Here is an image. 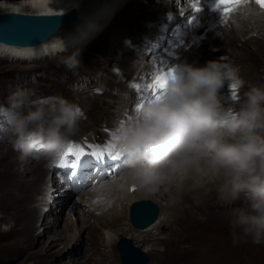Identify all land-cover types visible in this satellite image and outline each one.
Instances as JSON below:
<instances>
[{
	"label": "clouds",
	"instance_id": "9594fccd",
	"mask_svg": "<svg viewBox=\"0 0 264 264\" xmlns=\"http://www.w3.org/2000/svg\"><path fill=\"white\" fill-rule=\"evenodd\" d=\"M78 57V51L65 56L63 66L75 72L81 66ZM172 69L157 95L138 101L142 106L130 114L125 110L113 122L111 144L124 165L120 187L146 197L167 194L173 204L193 188L214 191L233 244L248 239L261 244L264 84L250 85L239 99L231 94L226 104L225 85L244 84L233 64L179 62ZM84 118L82 109L62 95L41 98L33 89L17 88L7 107L0 106V138L21 165L32 159L55 162ZM193 179L197 183L190 185Z\"/></svg>",
	"mask_w": 264,
	"mask_h": 264
},
{
	"label": "rangeland",
	"instance_id": "374dc122",
	"mask_svg": "<svg viewBox=\"0 0 264 264\" xmlns=\"http://www.w3.org/2000/svg\"><path fill=\"white\" fill-rule=\"evenodd\" d=\"M144 1L149 2V0L139 1L137 5L132 7L131 11L117 13L112 22L104 29L98 31L92 37L91 41H87L69 53L56 57L54 56L52 59L35 60L28 63L16 61L6 62L0 59V106L7 105V97L9 95L7 94L8 87L13 84V82H18V78H23L22 76L27 74L30 77L34 76L36 82L32 81L31 84H25L22 88L33 89L35 93L46 91L44 95L39 94L36 95L37 97L42 98L52 95H62L71 102L75 104L79 103L85 108L88 119L85 122H80L77 133L88 132L90 129L97 130L102 116L113 119L109 110L111 109L115 114L118 108L123 107L124 103L121 98L112 96L109 91L95 98L84 97L80 94L66 96L64 89L58 86V83L50 82L47 78H44L43 73L44 71H52L54 69L55 71L58 70L65 74H83L93 78L97 76V74H100L102 70L105 75H102V77L100 75V84L103 83L108 89H113L112 85L114 83L111 77L108 76L110 75V70H108L106 66L108 65V67H110L111 63L120 62L119 60L126 63L128 59L127 55L120 54V49L118 47L121 48V45L117 44L120 40H113H116L115 38L120 37L121 34L126 35V32L129 31L130 24L140 23L139 25H141L144 14L151 12V8L144 10ZM227 28L230 29V25H227ZM215 33H217V31ZM218 37L221 38L222 41H226L230 38L229 33H219ZM238 39L237 41V38H230L227 44L222 43L218 46L217 48L219 50L214 53L210 52V48L205 45L199 48L200 52L198 55L190 54L188 58H191L194 64L198 66L203 65L209 60H219L221 57L225 63L233 64L239 69V75L244 81L242 90L244 94L250 85L264 84V53L261 52L262 49H260V45L259 47L255 45H252L255 47L243 45V38L239 37ZM107 43L112 47L108 46ZM74 51L79 52L78 58L81 61V66L75 72L69 71L62 64L63 58ZM205 52L209 53L210 57H208ZM242 55L244 57H242ZM106 76L110 79L104 81L103 78ZM109 104H112L114 107L108 108L107 106ZM93 122H95V125H91ZM0 147V232H9L16 223L23 221L22 217L19 216L22 209L25 211L31 210V212L35 211L32 220L33 228L36 230L35 234L33 233V235L30 234L29 236L30 239L34 240L32 244L29 240H19L20 237L17 233L9 235L0 233V264H64L70 260H79L87 264H108L109 257L114 255V253L116 254L115 247L106 249L110 255L107 254L106 256L100 253L103 251L102 249H104L103 244H99L101 242V230L97 228L95 231H92L94 224L93 217L87 214H84V217L89 219L90 222L88 221L86 227L79 231L78 235L74 238L75 240L68 243L67 248L64 247L66 241L62 239L57 241V246L51 249L47 255H45V253L43 254L42 248L52 241L50 238L53 236L52 232L54 229L49 234L44 233L45 226L42 225L44 220L42 217L40 226V215L37 216L39 207L37 209L35 206L36 204H40L36 202V196L41 193V189L44 186L45 177L48 173L47 166L43 168L44 172L42 177H40V179H42L41 182L34 184L32 180L31 182L22 184L20 180L23 178L30 179V174L24 173V165L15 163L14 158L17 157V153L14 152L3 139H0ZM7 149L11 150L13 157L6 155L5 158H2ZM32 161L33 164L38 161L45 162V160L35 159H32ZM49 163V161H46L47 165ZM11 170H13V173H9ZM52 186L56 188L57 181L53 182ZM66 196H68L66 201L64 202L63 200L51 212L50 216L48 215L51 221L56 222L57 226H55V230H63L66 214L72 213L76 208L73 206L75 203L73 194L71 196ZM189 197L188 195V200L185 197L184 199L186 200L181 201L182 209L175 213L176 225H174L175 227L173 228L175 232L173 231L170 233L167 230H164L165 232L159 230L158 234L154 235L162 237V239L155 242L156 246L151 247L159 249V251H157L159 252L158 254L154 255L150 253V255H148L151 259V264H264V242L257 245L253 244L251 240L248 239L249 242H242L243 246L240 245V243L234 245L231 235L232 230L224 221L223 212L220 211L218 215V209H214L212 204L204 200L199 194H192L191 198ZM213 211H216V216ZM13 221H15V224ZM76 225H81L79 220H77ZM72 227L73 226L69 224L66 231L63 230V237H66V235L72 231ZM212 232L217 233L220 239L213 247L197 248V246H195L193 240H199L200 235H208ZM38 233L39 235H37ZM130 236H132V234H130ZM121 237L127 238L120 235L118 241ZM162 249H166V251H160ZM114 264H116V262Z\"/></svg>",
	"mask_w": 264,
	"mask_h": 264
},
{
	"label": "bare ground",
	"instance_id": "6f19581e",
	"mask_svg": "<svg viewBox=\"0 0 264 264\" xmlns=\"http://www.w3.org/2000/svg\"><path fill=\"white\" fill-rule=\"evenodd\" d=\"M139 1L142 0H0V14L16 13L23 15L32 14L40 16H51L62 15L68 13L71 10H73L76 14V18L70 26L57 29L56 33L53 34L51 38L43 44L33 46L32 48H20L17 46H5L3 44H0V59L10 60V62L16 61L28 63L35 60L40 61L52 59V56L54 55L56 57L65 53H69L73 49L78 48L87 41H91L92 37L98 31L104 29L112 22L117 13H121L122 11H131L132 7L134 5H137ZM151 1L152 0H149V2ZM149 8L150 6H145L144 10H148ZM172 8L174 10V5L172 6ZM167 10L168 7H164L161 15L157 14L159 16H155L153 18L147 17V20L153 21L155 19H158L159 17L166 15L165 13ZM176 12L178 11L176 10ZM148 15L152 16V14L150 13H148ZM139 24L140 23H138L137 25L139 26ZM227 25H230V29L227 28ZM140 31L142 33V30ZM219 33H229V37L232 39L237 38V41L239 40V37H242L243 45H255L258 47L260 45V49H262L261 52L264 53V13L257 12L255 8H253V6L250 4L239 7L237 13L225 24L224 29L218 31L217 33H214L211 37H208L205 40V42H207L206 45H211L210 48H214L220 46L222 43L227 44L230 38L226 41H222V39L218 37ZM154 42H157L156 38H154ZM204 46L205 45L185 49L184 54L198 55V53L200 52L199 48ZM207 56L210 57L209 53H207ZM242 57L244 56L242 55ZM6 155L13 157L10 149H7L5 151L2 158H5ZM14 159L15 163H19L17 157ZM42 162L43 161H38L33 164V161L30 160L28 163L24 164L25 168L23 171L26 174H30V179H21L20 181L22 184H26L27 182H31L32 180L34 184L41 182L42 179H40V177H42L43 175L44 166H47V169H51L52 165H54L51 162L49 163L50 165H47L46 161L43 163ZM9 173H13V170H11ZM50 179L51 180L48 183L44 182L41 193L36 196L42 198V202L40 205H47V203L52 200V198L54 200L62 198L65 202L68 198V196L66 195L71 196L73 194V200L75 202H73V206L76 208L72 211V213L66 214V224L64 222L63 230L66 231L67 227H69V224L73 227L71 228L72 231L69 232L66 237H63L62 233H64V231L58 229L55 230V226H57L56 222L51 221V219L48 218V215L50 216L51 212L55 208L49 214H44L40 210V208L38 209V207H36L38 209L37 216L40 215V226L42 223L41 218L43 217L44 220L42 224L45 226L44 233L49 234L54 229V231L52 232L53 236L50 238L52 241L42 248V252L43 254L45 253V255H47L51 249L57 246V241L62 239L65 240L66 242L64 247L67 248L68 243H71L73 240H75L74 238L78 235L79 231L84 229L89 221V219H86L84 217V214L93 217L94 224L92 231H95L97 228L101 230V242L99 244H103L104 249H102L103 251H101L100 253H103L106 256L107 254H109L106 249L115 247L120 235L127 237L125 239L132 241L133 245H135L136 248H139L147 255H150V253L156 255L159 253L157 252L159 251V249L151 247L156 246L155 242H158L160 239H162V237H157L154 235L158 234L161 227L165 228V230L169 231L170 233H172L173 231L175 232V230L173 229L175 227L174 225H176L175 213L178 210L182 209V203L180 202L179 204H173L172 202H170L167 194H156L153 197H146L137 191L131 193L129 192V187H120L122 183V175L120 176V180L116 184H105L101 186L99 183H96V185L91 186L92 189L88 191L84 190L81 192L71 189L70 191H65L62 194L57 192V189L53 190L51 183L53 184V182H55V179ZM195 183H197L195 179L189 181L190 185ZM205 187L211 188V185H205ZM108 189H110V191ZM44 193L47 194V198L43 197ZM192 194H199L204 200L210 202L214 209H218V215L220 214V211H224V209L217 203L214 191H209L206 194L204 188H193L183 196L182 200H186L184 198H187L188 195L190 196L189 198H191ZM140 200H148L150 202H153L158 208V217H160L158 224L153 226L150 230L144 232L145 236H152L151 238L153 239L150 241H147L144 237L134 234L132 231L133 227L128 219L129 207L132 203ZM38 201L39 199H36V202ZM34 212H31V210L25 211L24 209H22L19 216L22 217L23 221H20V223L16 224L15 221H13L15 225L10 229L9 232L0 233H3L4 235L17 233L20 237L19 240H29L31 244L34 243V240L29 238L30 234L33 235V233H36V230L33 228L32 220ZM214 215L216 216V211L214 212ZM77 220L80 221V226L76 225ZM130 234H132V236H130ZM37 235H39V233ZM218 240H220L219 235L212 232L208 235H200L199 240H193V242H195V246H197V248H210L213 247V245H215ZM242 242H240V245L243 246ZM245 242H249V240H245L244 243ZM160 251L165 252L166 249H162ZM64 264L87 263L79 260H70ZM116 264H121V262L118 261V263Z\"/></svg>",
	"mask_w": 264,
	"mask_h": 264
},
{
	"label": "water",
	"instance_id": "95a60500",
	"mask_svg": "<svg viewBox=\"0 0 264 264\" xmlns=\"http://www.w3.org/2000/svg\"><path fill=\"white\" fill-rule=\"evenodd\" d=\"M73 10L62 15L0 14V44L32 48L47 42L57 29L74 22ZM157 207L150 201H141L130 208L129 217L136 228H146L157 219ZM118 249L123 264H148V258L139 249L132 247L131 241L122 238Z\"/></svg>",
	"mask_w": 264,
	"mask_h": 264
},
{
	"label": "snow or ice",
	"instance_id": "6c2138e0",
	"mask_svg": "<svg viewBox=\"0 0 264 264\" xmlns=\"http://www.w3.org/2000/svg\"><path fill=\"white\" fill-rule=\"evenodd\" d=\"M239 2V0H219V4L218 7H220L221 5L223 6V9L225 11V13L233 10V8L236 6V4ZM262 7H264V5H262ZM194 10L199 11V8H196V6H193ZM189 23H192L191 21H189ZM173 69H169L165 74H162L160 76H158L154 82L153 85H151L150 87L153 89L154 92V96L157 95L165 86L167 83L168 78L172 75ZM231 88L234 90L236 88L235 85H232ZM232 94H235V92L233 91ZM235 98V97H233ZM142 105H138L137 107H140ZM76 146L74 145H69L68 146V151L63 153V155H70L72 154L73 149ZM109 150H113L114 151V155L111 156V159L115 160L118 159L120 157V153L118 151L115 150L114 145L109 144L107 146L106 149H104V152H107ZM77 155H83V150H80ZM93 155H99L101 157V159H103V153H93ZM80 165L81 167L84 166V161H80ZM60 167H63L64 165L61 164L59 165ZM73 176L78 175V173H72Z\"/></svg>",
	"mask_w": 264,
	"mask_h": 264
}]
</instances>
